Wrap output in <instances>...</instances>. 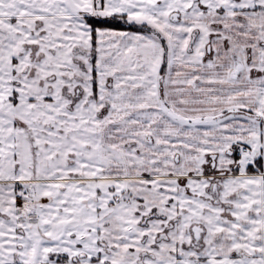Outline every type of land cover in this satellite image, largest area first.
<instances>
[{"label": "snow or ice", "instance_id": "snow-or-ice-1", "mask_svg": "<svg viewBox=\"0 0 264 264\" xmlns=\"http://www.w3.org/2000/svg\"><path fill=\"white\" fill-rule=\"evenodd\" d=\"M0 264H264V0H0Z\"/></svg>", "mask_w": 264, "mask_h": 264}]
</instances>
